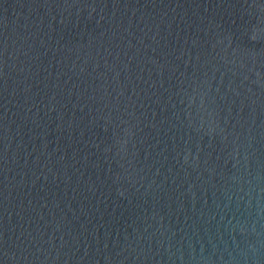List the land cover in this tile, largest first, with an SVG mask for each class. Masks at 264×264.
Listing matches in <instances>:
<instances>
[{
  "label": "water",
  "instance_id": "obj_1",
  "mask_svg": "<svg viewBox=\"0 0 264 264\" xmlns=\"http://www.w3.org/2000/svg\"><path fill=\"white\" fill-rule=\"evenodd\" d=\"M0 264H264V0H0Z\"/></svg>",
  "mask_w": 264,
  "mask_h": 264
}]
</instances>
